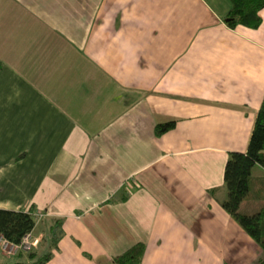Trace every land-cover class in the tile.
Masks as SVG:
<instances>
[{"label":"crops","instance_id":"obj_1","mask_svg":"<svg viewBox=\"0 0 264 264\" xmlns=\"http://www.w3.org/2000/svg\"><path fill=\"white\" fill-rule=\"evenodd\" d=\"M230 7L0 0V208L40 215L45 264H116L141 242L142 264L264 259L222 206L264 97V9L230 28Z\"/></svg>","mask_w":264,"mask_h":264},{"label":"trees","instance_id":"obj_2","mask_svg":"<svg viewBox=\"0 0 264 264\" xmlns=\"http://www.w3.org/2000/svg\"><path fill=\"white\" fill-rule=\"evenodd\" d=\"M231 7L225 16V22L230 28L239 25L256 29L262 23L260 12L264 9V0H230ZM175 127L170 121L158 124L156 134L162 135ZM255 165L264 169V97L255 121V125L245 152H231L225 167V183L228 191L227 199L222 202L223 208L244 228V230L264 250V175L254 177L252 170ZM247 198L259 201L260 208L252 214L240 211L241 204ZM33 209L28 211L0 208V235L14 243H19L25 235L32 232L36 226ZM61 236L62 231L57 233ZM59 237H55L57 245ZM146 245L137 243L122 255L115 258L116 264H142ZM25 260L11 264H45L53 256L49 251L39 255L36 248L26 253ZM18 255V256H19ZM5 264V263H0ZM258 264H264V259Z\"/></svg>","mask_w":264,"mask_h":264},{"label":"built area","instance_id":"obj_3","mask_svg":"<svg viewBox=\"0 0 264 264\" xmlns=\"http://www.w3.org/2000/svg\"><path fill=\"white\" fill-rule=\"evenodd\" d=\"M35 223L40 219L38 213H33ZM42 239V235H36L34 232H29L23 237L19 243H14L3 235H0V250L6 256H14L19 253H26L37 247Z\"/></svg>","mask_w":264,"mask_h":264},{"label":"rangeland","instance_id":"obj_4","mask_svg":"<svg viewBox=\"0 0 264 264\" xmlns=\"http://www.w3.org/2000/svg\"><path fill=\"white\" fill-rule=\"evenodd\" d=\"M261 172H262V169L260 168V166L255 165L253 168V174L258 175V174H261ZM259 208H260L259 202L252 201L251 199H247V200L243 201V203L240 207V211L242 213H245V214H252V213L257 212L259 210ZM4 257L6 258V256H4V254L0 250V258H3V260H4ZM7 260L8 261L6 264H11V263H15V262H18V261H21L24 259L17 258V256H11V257H8Z\"/></svg>","mask_w":264,"mask_h":264}]
</instances>
